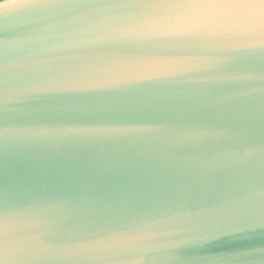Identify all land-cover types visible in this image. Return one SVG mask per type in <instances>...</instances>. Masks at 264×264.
Instances as JSON below:
<instances>
[{"label":"water","instance_id":"obj_1","mask_svg":"<svg viewBox=\"0 0 264 264\" xmlns=\"http://www.w3.org/2000/svg\"><path fill=\"white\" fill-rule=\"evenodd\" d=\"M0 264H264V0H0Z\"/></svg>","mask_w":264,"mask_h":264}]
</instances>
